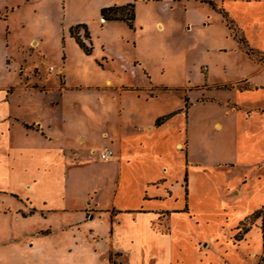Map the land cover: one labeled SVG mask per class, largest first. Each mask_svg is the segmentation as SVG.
Listing matches in <instances>:
<instances>
[{
	"label": "rangeland",
	"instance_id": "1",
	"mask_svg": "<svg viewBox=\"0 0 264 264\" xmlns=\"http://www.w3.org/2000/svg\"><path fill=\"white\" fill-rule=\"evenodd\" d=\"M108 1L114 0H0V20L7 16L0 24V84L16 85L18 76L29 79L39 73L44 80L51 65H63L66 84L82 88L62 95L60 112L66 114L70 105L76 107L84 101L94 116L111 111L115 115L118 106L127 105L131 112L158 117L183 108L186 96L194 97L197 85H203L206 95L224 98L232 92L227 86L232 83L241 92L236 96L242 113L252 112L241 121L244 132H237L238 142L249 147L248 157L264 151L260 144L264 139V8L259 11L258 5L250 3L254 6L251 15L246 9H233L236 24L228 16L226 22L203 0H179L166 9L161 1L139 0L130 27L124 20L100 18V4ZM249 17L252 21L245 23ZM75 25L86 27L89 38L82 28L77 35L87 48L71 36L69 29ZM107 77L122 91L105 88ZM59 80H63L60 75ZM49 84L54 85L55 79ZM147 89L154 95L147 96L146 102L147 97L137 96ZM136 98L141 99L139 104ZM203 112L209 118L218 113L211 105L203 107ZM104 125L100 120L87 126L94 137L90 145L102 144L95 131L99 133ZM191 128L197 130L199 122ZM210 133L217 131L211 129ZM230 139L225 158L233 165L213 173L204 170L201 176L190 171L193 217L174 221L181 229L189 228L187 242L175 247L177 256L187 264H198L196 257L203 264H264L260 218L239 223L264 206V161L255 167L252 161L235 162L232 136ZM3 171L0 165V173ZM5 181L0 178V189L12 184L17 194L24 193L22 181ZM234 186L240 191L237 194L232 191ZM26 205L15 194L0 191V264H122L117 248L99 236L107 216L75 226L79 213L58 212L47 218L38 213L36 217ZM248 224L249 232L241 234ZM89 227L98 235L89 233Z\"/></svg>",
	"mask_w": 264,
	"mask_h": 264
},
{
	"label": "crops",
	"instance_id": "2",
	"mask_svg": "<svg viewBox=\"0 0 264 264\" xmlns=\"http://www.w3.org/2000/svg\"><path fill=\"white\" fill-rule=\"evenodd\" d=\"M156 1H161L166 9L179 0ZM208 1L236 24L237 11L233 9L243 8L251 15L254 6L250 3L258 5L259 11L264 8V0ZM205 2L207 0H203L207 5ZM127 3L134 4L135 15L139 0L103 2L100 9ZM250 17L245 23L252 21ZM5 20H0V24ZM4 34L6 36L7 32ZM50 67L52 69L48 68L44 80L39 73L29 79L18 76L16 85L0 84V165L4 168L0 178L8 183L22 181L25 189L23 194H17L11 184L0 191L18 196L27 204L31 216L38 217L40 213L47 218L58 212H75L79 213L75 226L88 224L94 217L107 216L105 230L99 236L117 248L122 264H187L177 256L175 247L183 240L187 242L189 228L183 226L181 229L174 221L176 218L191 221L193 217L190 171L201 176L204 170L213 173L221 166L233 165L225 158V147L231 136L235 162L252 161L255 167L264 161V151L259 149L257 157H248L245 153L249 147L238 142L237 132H244L241 121L252 115L247 110L242 113L243 107L236 96L241 92L230 87L229 95L215 97L206 95L203 85H197L193 87L197 90L194 97L186 96V108L183 105V108L158 117L138 111L133 113L127 105L124 108L118 106L115 115L111 111L94 116L84 101L77 108L70 105L69 112L64 114L59 111L62 95L82 87L66 84L63 65ZM53 78L55 84L51 85L49 82ZM104 84L105 88L115 87L118 92L122 91L109 77ZM230 84L233 85L227 86ZM141 95L152 97L154 93L147 89L137 97ZM37 98L41 99L38 101ZM141 99L136 98L138 104ZM208 105L218 111L215 117L209 118L208 113L203 112V107ZM167 115L155 125L158 118ZM100 120L105 121V125L99 133L95 131L102 139V144L96 147L89 144L94 137L87 132V126L98 124ZM197 121L199 128L192 130L191 126ZM211 129L217 133L212 135ZM243 142L249 145L248 140ZM260 144L264 146V139ZM102 147L112 149L115 156L101 159L98 152ZM242 180L244 185L246 180ZM234 188L236 186L232 189L235 194L240 192ZM72 222L70 220L68 225H73ZM89 233L98 235L97 230L90 227ZM196 258L195 263L203 264L201 257Z\"/></svg>",
	"mask_w": 264,
	"mask_h": 264
},
{
	"label": "trees",
	"instance_id": "3",
	"mask_svg": "<svg viewBox=\"0 0 264 264\" xmlns=\"http://www.w3.org/2000/svg\"><path fill=\"white\" fill-rule=\"evenodd\" d=\"M213 8L215 7L214 4L211 1H207ZM219 11L222 13V16L224 17L225 21L227 14L225 12H223L221 9H219ZM100 17L101 19H103L104 21H109V20H124L127 22V24L131 27L134 21V4L133 3H127L125 5H121V6H107V7H102L100 9ZM228 22V21H226ZM228 25V24H227ZM82 28L85 32V37L89 38L88 32L86 30V27L84 25H75V26H71L69 29V32L71 34V36H73L75 38V40L78 42L79 45H82L83 47L85 46V48H87V46L79 39L78 35H77V31ZM241 42L242 40L239 39ZM89 50V49H87ZM228 87H232V85H229ZM187 107V98H185V103H184V108ZM167 116L165 117H161L158 118L155 121V125H159L164 118H167ZM186 181V178H185ZM187 194V192H186ZM260 218V222H259V229H260V233H261V238H262V256H261V262L264 263V206L261 208H258L256 210H254L252 213H250L249 215H247L242 221H240L239 223L241 225H244L246 223V221H248V223H250L252 220H256ZM252 224V223H251ZM248 224L247 227H245L243 229V232H241V234H246L249 230H250V225ZM235 228H239L238 226ZM240 239V238H237Z\"/></svg>",
	"mask_w": 264,
	"mask_h": 264
},
{
	"label": "built area",
	"instance_id": "4",
	"mask_svg": "<svg viewBox=\"0 0 264 264\" xmlns=\"http://www.w3.org/2000/svg\"><path fill=\"white\" fill-rule=\"evenodd\" d=\"M50 69H52V67H50ZM98 155L101 159L103 160H108L112 157L115 156V153L112 149L108 148V147H102L99 152Z\"/></svg>",
	"mask_w": 264,
	"mask_h": 264
}]
</instances>
